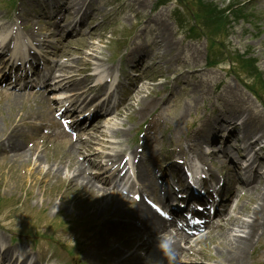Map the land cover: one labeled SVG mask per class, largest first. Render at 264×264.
Instances as JSON below:
<instances>
[{"label": "bare ground", "instance_id": "bare-ground-1", "mask_svg": "<svg viewBox=\"0 0 264 264\" xmlns=\"http://www.w3.org/2000/svg\"><path fill=\"white\" fill-rule=\"evenodd\" d=\"M58 1L59 0H49L51 3L49 5L50 8H52V6L57 3L54 9L55 14L64 8V1ZM49 2L44 1L42 4H49ZM74 2L76 5L72 4L71 7L77 9L76 18L70 24L75 21L74 25L76 26L84 21V17L87 15L86 8L92 4V0H74ZM128 2L129 6L133 8H140L145 4V0H129ZM33 9V7H28V14L25 13L24 19H22L19 14H16L14 16L16 23L18 25L25 24L27 22L30 23V21L33 19L32 15H34ZM43 12L44 14H47L49 11ZM7 24L13 25L14 23L13 21L0 23V45H2L0 59L7 51L10 44L5 35L6 30L8 29H5ZM150 24L151 26L155 27L154 31L156 34L152 37V39H150L149 48H142L143 46L140 43H135L134 49L137 50V57H135V54H129L127 56V60H131V62L134 64L147 63L150 64V67H157L161 61L168 62L172 58H181V54L177 49L176 41H174V39L168 35V26L158 18H151L145 21L144 28L148 27ZM74 25L71 26V30L74 29ZM161 49H163L162 53H160ZM188 51H191L192 53L184 59L186 63L190 64L191 61L194 62L199 60V51L197 47H191L188 49ZM88 55H91V58H95L92 53H88L83 54L74 62L79 64L81 59H86L84 62L92 60ZM58 66L60 67L61 65L59 64ZM104 69L110 71L109 66H105ZM99 72L100 71L97 73ZM184 72L185 70L183 68H175L171 71V73L175 74L174 80L176 82H180V76H182ZM11 73L10 67L4 69L2 68L0 72V84L5 80L10 79ZM192 75L195 79V83L199 86L201 83L208 82L207 80L203 79V73L200 70H192ZM93 77V75H85L81 81L80 87H76V84L72 83L71 91H74V93L69 96V101L72 104L80 105L91 102L96 96L101 94L104 95L101 102L94 103L95 105L92 108V114H95L96 116L92 120L93 124L89 126V131L83 128L81 132L88 135L87 140L92 139L96 141L99 139L98 137H101L102 145L110 148L111 146H108V144L113 143L109 142L108 137L110 136V130L114 128V118L120 114V111L123 108H132V103L130 100L138 96L142 92V88L137 87L135 89H130L128 94L122 99V96H118V100H121L118 102L117 106H111L110 103L114 92L117 91V93H121V89H123L122 84L117 82L112 90L106 91V81L94 87L89 85V80H91ZM213 78H216V76L214 75ZM61 80L62 78L59 81ZM222 83V88H220L217 92L212 91V93H209L208 89L205 88L204 90H201V94H199L197 97L191 98V101L196 103V100L199 96H203L208 93L207 95L213 103H222V107H216L218 109L208 120V134L206 136L204 135L206 123L200 121L203 122L202 125L191 127L190 132L186 136L185 147L183 148L178 146V151H180L182 154L181 156H186L187 158L190 156L196 159L201 165V172H205L206 174L212 173L211 164L213 165L214 163H219L224 166L226 160L228 158L230 159L232 152L229 149H224V147L228 146L229 148H234V146H230V142L232 140H240L241 142H244V147L248 148L253 146L252 142L248 141L252 133L257 132L261 137H264V116L256 110L249 97L243 93L236 84H233L229 80H225ZM133 84H136V82H133ZM192 93H198L196 87H192ZM171 94L172 91H168L167 95ZM162 97L163 91H154L150 95L140 98L137 111L138 114L142 115L153 109L159 111V103L155 104V101L159 99L161 100ZM18 99L19 95H15L12 98L11 103L18 104ZM115 101L116 100H113V103ZM187 108H190V105H187ZM89 109L90 107L84 110ZM238 118H242V121L239 124H237ZM31 119H34V116H32ZM19 122H27V120L25 118H19L15 121L16 124ZM88 122H90V120H88ZM29 129L30 126H20V130L22 132H28ZM114 132L117 133V130H114ZM7 133L8 135L12 136L16 133V130H9ZM112 134L114 135V133ZM220 136H222L223 139V146L222 149L218 150L216 149L218 146L216 145V142H218L217 138ZM203 144L209 146L206 151L203 149ZM86 145L88 150L92 151H88V154L81 161L76 158V155L81 152V147L77 142H71L69 144V148L66 150V153L70 155L71 158L66 159L65 162L62 161L65 159L64 155H53V157H55V161H57L54 173L60 174L61 169H67L71 172L68 179L71 183H75V187L71 190L75 191L78 189L80 191V196H78V198L81 200L83 199L81 192L92 195V197H86L91 198L90 205L83 203H79L77 205L83 211H87L96 204L100 203V198H103L108 193H111L112 197L118 195L123 197V194H120L118 191V188L120 187L119 181L123 177V174H120L122 170L121 162L124 159L123 151L112 149V153H109L94 150L95 148L92 146L91 142H87ZM0 146L6 148L5 145H3V140L1 137ZM10 150L12 151V160H28L31 158V154H36L35 160L37 161L44 159V155L42 154L43 149L39 148L37 145L33 146L31 151H29L27 148L21 149L18 144L11 146ZM2 152L4 155L6 154V151ZM237 152L239 154L242 153L243 161L246 162L245 165L241 167L242 170L248 171L250 173L248 178L242 179L238 174L240 171L239 165H235L232 168L233 172L235 173V178L232 183L231 190L235 189L239 195L243 193L248 195L255 201L256 205L253 207L247 206L244 209V214L249 216L250 220H245L238 216L241 206L235 205L234 207L229 206V213L227 217L219 215L214 221L211 222L210 229L205 233V235L211 238L215 243L219 264H246L247 252L249 248L253 245V243L257 242L261 238L262 234V232H259V226L261 224V220L264 217V171L261 173L257 170V168L258 166L264 167V149L262 150L261 148H258V150L254 152V156L252 158L246 157L245 150L241 151V149H237ZM130 154L132 155L133 159L137 160V162L134 163L136 170L139 167L138 164H141L142 159L147 161L146 168L144 169L143 167L138 171V177L141 180L142 186L144 185L152 190H155L157 187V159L154 154L150 135H144L139 147L132 149ZM186 161H188V159H186ZM85 162H87V165H85ZM108 163L111 164L110 167H106ZM92 168H104V172L110 173L104 180L100 178H94L93 176L90 177L88 172ZM170 168L172 169L173 166L170 165ZM165 170L166 169L162 168L159 169L160 174L158 179H161V177L166 175ZM42 172L43 170L40 169L39 164H36V166L33 167V175L31 177H33L35 182L39 181L40 183V176ZM44 174H47V170L44 171ZM199 180L204 182V179L202 178H199ZM185 185L186 183H184L183 186ZM170 186L171 185L169 184L167 189H169ZM183 186L181 189H179V191L182 192L186 190ZM202 188V186L198 185L195 186L193 190L202 192ZM98 193L100 197L95 195ZM168 194L171 195L172 192L169 190ZM250 198H247V201H250ZM197 202L200 205H205V203H202V201ZM125 210L130 216L128 223L132 224V220L133 222H137L138 226L145 229L146 233L152 239V243L151 245L145 246V242L141 241L139 245L135 246V249L145 246V254H139L134 250H131V248L134 246V242L132 240H129L122 246H115L113 241L106 242V240L102 238H96L94 241L95 252L99 255L107 257L110 260V264H147L149 260L146 254L151 253L154 246L156 250L154 259H157L159 256L164 257L166 255L165 250L160 244H158L160 240H165L168 242L167 246L174 253L175 256L172 259L175 261H180V257L182 256L184 258V264H206L202 259L205 260L210 258L208 253H202L201 250H194L193 245L190 244V239L179 234L175 229H171L170 223L153 212L144 203L143 199H140L132 208H128L127 206ZM234 227L242 229L241 231H243V234H236V232L232 234L231 231L234 229ZM238 229H235L234 231H239ZM183 243L189 244L185 250H182ZM13 252V250H10L8 247H5L0 243V264H25L28 255L19 254L18 259V256ZM166 253L169 254V252ZM170 260L171 259L169 258V262ZM28 264L38 263L36 260H33Z\"/></svg>", "mask_w": 264, "mask_h": 264}, {"label": "rangeland", "instance_id": "rangeland-1", "mask_svg": "<svg viewBox=\"0 0 264 264\" xmlns=\"http://www.w3.org/2000/svg\"><path fill=\"white\" fill-rule=\"evenodd\" d=\"M7 1L11 3L16 2L14 7L15 11L14 8H12L13 10H11V8H5V3L3 1H0V16L5 17L3 21L11 19L15 15L21 4L24 6L25 13L28 14V7L38 8L39 4L41 5L42 2H49V0H42L40 2H38V0ZM215 1L222 2L223 0ZM50 4L51 3L49 2V4L46 5L49 6ZM92 4L95 8H97V13H95V15H88V17H86V19L83 21L81 25V27L83 26V29L80 32V34H84V37L82 39L79 38V34L76 35L74 33L71 37L70 35L64 36L62 32H59V27L61 29H64L67 23H63L62 21L60 22L59 27H52L49 24H45L44 20H46V17H42V21L44 22V31L53 32V35L49 37V40L51 45L54 47L55 52H59L61 53V55H64L67 50H71L72 54L68 55H82L83 53H81V51H84L85 43L87 41H92L95 45L90 47V51L96 54L100 53L101 56L106 60L110 57V48L114 46L115 40L117 39L119 34H121L120 40H122L127 49L126 51H122L120 53L125 54L126 52H128L131 43L139 40L145 44L149 42L151 28L148 27L147 30L143 31L141 29L143 21L149 18L159 17H161V19L166 22L168 26V35L172 37L174 41H176L179 53L183 55L191 54V51L189 52L184 49L182 50L183 46L198 47L199 61L193 63L191 62V64H197V66L195 67H193L192 65H187L182 59L176 60L175 58H172L169 64L161 63V70H155L154 72H152L146 69L150 72V76L146 78L145 73L142 72L141 69H137L139 70V72H137V75L144 78L141 85L150 82L149 79L153 75L160 73L161 78L155 80L154 82L155 84H157L158 82L161 83L157 84L156 87L159 88V86H161L162 84L161 88H164L163 94L167 93L169 91V88H172L173 91L175 89V91L173 92L174 96L169 97L170 95H168L167 99H164V101L161 103L159 111V115L162 119V123H160L161 131L165 130L167 133H169L168 130H170L172 132L171 137L174 140L177 136H184L186 123L195 120L197 117L210 118L211 114L209 112L211 110L213 111L212 105L216 104L221 106L220 102L219 104L216 102L212 103L209 98L207 99L206 95V99L200 98L196 101V107H194L193 105L195 103L192 104L187 99L188 97H191L192 87H196V90H199V92H201V90H204L205 88L210 89V93H212L213 85L218 80L222 81V79H226L242 88L241 82L233 74H229L227 72V61H224V64L221 65L226 66L225 68H220L219 66L210 67L205 64L207 55V42L204 41L203 38H200L198 40L190 39L185 35L184 29H177L173 22L172 16V6L175 5L174 1L172 4H168L165 7L155 8L156 0H145V4L141 6L143 10H136V12L126 6L127 0H92ZM178 6L184 7L181 1L178 2ZM248 7L253 10L252 16H254V20L256 21V23L253 22L252 25L246 24L242 21L235 23L229 38L222 40V42L219 41V43L224 46V52H228L230 47L233 45L242 47L243 44H248L244 47H250L252 50H254L252 52L259 58V65L264 71V0H260V3L256 0H251L248 3ZM188 10L184 8L182 11L183 15L185 16V29L188 28L187 25H190L192 20L189 16ZM143 14L145 15V17H143ZM39 16H41L40 12H36L34 15H32V20L38 19ZM110 31L114 32V36L111 42L108 44L105 39L108 37ZM55 33H59L58 36H55ZM63 40L64 44H66L65 48H62L60 44ZM117 63L118 60L115 59L114 64L117 65ZM168 66H170L169 69L167 68ZM181 67L185 70V72L182 76H180V82L176 83L173 80L174 74H171V71L174 68ZM195 68L201 69V72L203 73V79L207 80V83H201L200 86L195 83L192 72L190 73V70H193ZM224 72L227 74L226 76ZM213 73L216 74L217 79L212 78ZM167 74H169V77H167ZM131 77L136 78L133 75H131ZM185 83H187V88L185 87ZM173 93L171 95H173ZM202 97H204V95ZM249 99L256 107V109L264 116V109L261 108L262 106L259 105L260 103L258 101L256 103L251 96ZM208 101H210L211 103H209ZM186 102L191 104L189 111L186 112L187 114L183 119H175L173 111L176 113L180 107L185 105ZM4 106L5 104H2V109L0 106V114L6 113ZM16 110L17 108H15L14 106L10 107L11 112H15ZM134 119H136V117H134ZM177 122H179L178 126L176 125ZM129 127L130 124L125 123L124 128L126 129ZM257 137V134H252L250 139H256ZM19 143L22 146H25L24 142L19 141ZM164 151H166V147L162 145L161 142L155 153L159 157H164ZM234 157H236L237 159V156L235 154ZM33 160L34 159L24 161L12 160L11 152H6V154L4 155L2 150H0V197L3 198V201H0V227L10 229L8 230L10 232H8L7 230H4L5 233L0 232V236H2V238L4 239V243L7 242L9 235H13L11 249L22 246L25 247L30 244H37L38 248L41 251L37 250V256L31 252V258H38L39 261H44L48 258L47 250L51 247L50 243L55 240L56 242L62 244V247L68 244L73 245L72 253H74L73 256L75 257L74 261H82L83 264L105 263V260L100 258L101 255L95 252V238L89 243V246L83 252L85 248V240L91 235L97 234L95 235L96 237L102 238L106 240V242L113 241L114 245L118 246L119 242L114 241L112 237H115L119 241H122L123 235H120L121 229L118 225L119 222H117L116 226L110 225V231L107 233L105 230V227H108L107 224H97L103 220V216L106 214V209H98L96 211V214L94 215L85 214L81 216V218H88L89 221H91V224L86 223L84 224V227L81 223L75 222V228H64L60 231L55 230L54 228L50 229L44 223L39 206L43 201V207L47 205L45 216L51 217L54 215L57 199L48 201L47 195L57 190H62L66 194L68 193L67 181L64 180L63 177L67 178L69 172L66 175L67 170L61 169L62 175L54 174L53 169L55 168V165L51 163V154L48 153L46 158L47 162L42 161L41 165L43 170L48 167L47 174H50L51 176L46 177V183H39V181H36V183L31 184L29 180L32 179L31 176L33 175ZM42 193H44L45 195L41 196ZM71 197L73 199L76 198L77 192L71 193ZM68 198H70V196ZM90 199L91 198H86L85 203H87V205H90ZM115 204L116 202L110 205L109 212L112 211ZM64 209L66 213L77 215V211L74 210L71 206H66L64 207ZM115 218V216L112 217V219ZM24 227L31 232L29 235H24ZM88 229L90 230L86 233ZM18 236L21 237L17 238ZM203 245H205V249H208L211 256V259L207 262V264H216L217 261L216 252L213 247L214 244L212 242H207L203 243ZM199 246L197 245L195 248L197 249ZM62 252L65 253V251ZM60 254L64 257L61 252ZM46 264L61 263L56 260L50 259V262H47Z\"/></svg>", "mask_w": 264, "mask_h": 264}]
</instances>
